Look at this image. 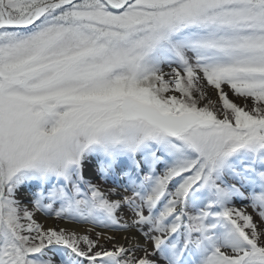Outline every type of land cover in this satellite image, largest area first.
<instances>
[{"label": "snow or ice", "instance_id": "1", "mask_svg": "<svg viewBox=\"0 0 264 264\" xmlns=\"http://www.w3.org/2000/svg\"><path fill=\"white\" fill-rule=\"evenodd\" d=\"M0 264H264V0H0Z\"/></svg>", "mask_w": 264, "mask_h": 264}, {"label": "bare ground", "instance_id": "2", "mask_svg": "<svg viewBox=\"0 0 264 264\" xmlns=\"http://www.w3.org/2000/svg\"><path fill=\"white\" fill-rule=\"evenodd\" d=\"M43 222V221H42Z\"/></svg>", "mask_w": 264, "mask_h": 264}]
</instances>
